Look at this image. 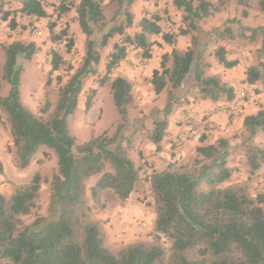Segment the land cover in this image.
Masks as SVG:
<instances>
[{"label": "trees", "instance_id": "1", "mask_svg": "<svg viewBox=\"0 0 264 264\" xmlns=\"http://www.w3.org/2000/svg\"><path fill=\"white\" fill-rule=\"evenodd\" d=\"M134 1L59 0L54 9L56 18L73 10L85 37L84 55L77 67L67 64L72 72L64 82L57 75L56 101L45 119L31 113L20 101L21 61L32 59L36 44L16 39L1 45L4 54L1 78L8 85V93L1 95L0 84V112L5 116L15 149V166L27 167L38 147L45 145L56 153L57 172L50 178L34 172L27 183L14 186L9 195L0 193V261L9 264H264V192L252 195L247 182L229 183L234 171L229 165L231 144L223 136L212 143L201 139L189 162L174 161L149 174L154 212L151 240L127 243L114 253L105 245L104 226L92 216L94 210L104 207L100 197L106 202L112 198L123 201L135 191L139 180V166L129 158L122 134L128 121V106L133 102L132 81L124 75L107 79L121 118L112 135L103 131L77 144L69 132L67 117L78 105L84 80L97 73L101 49L112 37L124 34L132 26ZM226 1L218 0L214 4L208 0H171L180 12L176 32H164L159 15L143 16L136 33L125 35L120 43L112 46L106 75L126 60L127 45L140 50L142 59L151 58L153 47L160 44L154 36L160 35L171 47L170 52L161 55L159 67L148 78L155 95L166 94L162 116L154 121L150 135L156 149L166 135L169 116L188 89H195L194 96L201 100H231L235 95L233 86L218 74L209 73L211 64L206 59L209 41L204 37L211 33L204 32L200 24ZM236 1L241 4L244 0ZM5 4L0 0V20L7 21L10 28L16 27L15 15L20 13L49 18L52 42L61 41L67 35V26L55 32L56 24L50 20L42 0H21L16 10L6 8ZM106 4L117 6L110 19L104 15ZM258 5L264 11V0H259ZM258 31L261 33L258 62L245 70V81L249 84L264 82V25ZM218 32L222 41L234 39L228 27ZM256 32L257 29H251L250 41ZM189 34L190 44L184 49L176 48L178 37ZM73 43L68 39V50ZM213 58L224 68L237 64V60L227 58L222 44L214 48ZM49 62L51 71H58L66 64L55 49L51 50ZM105 78L100 79L99 85L105 83ZM95 93L96 88L90 90L86 110L91 108ZM47 109L48 102L41 111L46 113ZM242 130L246 135L242 140L246 146V163L254 173L264 164V148L251 144L258 132H264V108L259 107L256 113L245 116ZM91 177L95 180L88 186ZM42 182L49 184V200L57 208V216L51 221L37 217L26 224L23 218L38 208Z\"/></svg>", "mask_w": 264, "mask_h": 264}, {"label": "rangeland", "instance_id": "2", "mask_svg": "<svg viewBox=\"0 0 264 264\" xmlns=\"http://www.w3.org/2000/svg\"><path fill=\"white\" fill-rule=\"evenodd\" d=\"M42 1L46 11L50 14V20L56 24L55 32H59L67 26V35L61 41L52 42L48 29L49 18H35L17 13L15 15V28H10L7 21L0 20V84L1 95H7L8 85L1 78L4 63L1 45L8 44L16 39L34 42L37 46V51L32 59L21 61L23 70L20 75L19 85L20 101L31 113L45 119L51 113L56 101V92L59 86L57 75L64 82L72 72L71 69H68L67 64L75 68L81 63L84 55L85 37L80 32V38L71 26L75 18L73 10L67 11L61 17L56 18L54 9L58 5L59 0ZM157 1L153 2L154 7L159 6ZM258 1L244 0L243 3L238 4L236 0H228L223 5H219L217 10H214L211 15L200 22L203 31L211 33L208 37H204V39L209 41L206 48V59L209 62L213 58L214 48L219 44L228 42V40L222 41L218 32L228 27L234 33L233 40H239L240 42L235 48L232 46L228 47L227 54L228 52L229 54H238L236 49H240L239 58L243 61L245 70L250 65L257 64L256 55L261 39V33L258 28L264 25V11L259 8ZM217 2L218 0L214 4H217ZM5 3L6 8L16 10L20 6L21 0H6ZM116 10V5L106 4L104 7L106 19L113 17ZM243 10H248V14L252 15L254 19L252 21L253 28L247 27L246 29L243 26L241 20L244 16L241 13ZM154 14L160 16L159 24L164 32L177 31V27L180 25V12L173 14L167 7L163 8L161 6V8H155L151 12V15ZM138 22H133L132 26L125 29L124 34L115 35L108 41L107 46L101 49V59L97 73L84 80L83 91L79 97L78 105L74 113L67 117L69 132L75 137L77 144L93 139L103 131H106L108 135H112L117 125L121 122L120 114L109 91L107 79L108 77L123 74L122 71L118 70L119 64L113 67L107 76L106 63L113 44L120 43L125 35L132 36L136 33V29L139 28ZM251 29H257L256 37L252 41L248 39ZM159 36H154V39L157 40ZM68 39H72L74 42L70 50L67 49ZM182 39L183 42L181 43L185 45L184 47L190 44V34L184 35ZM156 47V52L158 53L156 60L159 67L160 57L164 53L165 46L159 44ZM52 49H55L66 61V64L58 71H51L49 61ZM126 50L127 57L123 62L126 68L123 71L126 72L127 68L131 70L129 76H131L130 80L133 83V102L128 106V121L122 129V134L123 144L128 147L129 158L139 166L138 185L135 191L123 201L112 198L106 202L101 196L100 203H104V207L97 208L92 213L93 218L102 222L106 232L105 245L113 253L127 243L136 240H151L154 212L149 190V174L153 170L160 171L158 169H164L168 163L174 161L178 163L189 162L193 157L195 146L201 142L199 141L193 147L188 146L184 153H179L176 149L183 146L184 142L190 139L188 135H180L179 133L172 139L164 136L157 149L151 148V146L148 148V145L153 144L150 141V135L154 127L153 123L162 116L161 110L165 104L166 94L155 95L148 78L142 79V76L148 73V69L146 68L147 59L140 57V50L134 49L131 45H127ZM157 61H153V65ZM105 76V83L99 85L100 79ZM93 88H96V93L92 100L91 108L86 110L85 101ZM194 93L195 89H188L186 96L176 103L174 112L178 110L177 123L179 126L185 123L186 126H189V132L197 131L198 135H200L204 127L198 120L195 121L192 117L185 120L180 117L182 112L186 111L183 106L189 105L197 99ZM46 102H48V109L46 113H43L41 107ZM225 137L229 139L231 144L229 165L234 170L232 180L229 183L247 182L252 195L264 192V164L256 172H250L246 163V146L242 142L246 135L242 128ZM251 144L264 148V132H258L251 139ZM73 152L76 154L75 149ZM14 155L15 149L9 134L8 124L5 116L0 112V161L3 165V174L0 175V193L9 195L14 186L27 183L34 172H39L46 178H50L52 174L57 172L56 153L52 148L45 145L38 147L33 160L25 168H17L15 166ZM153 166L157 168L151 170ZM94 180L95 177H91L87 185H91ZM56 216L57 208L52 206L49 200V184L48 182H42L38 208L31 215L25 216L23 218L24 222L26 224L31 223L37 217H43L45 221H51ZM0 264L9 263L0 261Z\"/></svg>", "mask_w": 264, "mask_h": 264}, {"label": "crops", "instance_id": "3", "mask_svg": "<svg viewBox=\"0 0 264 264\" xmlns=\"http://www.w3.org/2000/svg\"><path fill=\"white\" fill-rule=\"evenodd\" d=\"M6 2V0H3ZM157 0H135L132 11L134 15L133 22L139 21L143 16L149 17L151 16V12L155 10V8H158L161 6L163 8L167 7L173 14L179 13L171 3V0H160L159 6L154 7L153 2ZM164 1V2H163ZM212 3H216L217 0H208ZM166 2V4H165ZM162 4V5H161ZM243 11H241L242 13ZM243 15V14H242ZM242 24L247 27L253 28L252 21L254 20L252 18V15L248 14V10L245 11L244 16L242 17ZM74 22L71 23L72 28L76 31L77 35L81 38V33L78 29L77 22L75 18L73 19ZM139 27V26H138ZM139 30V28L136 29V32ZM183 36H179L176 48L178 49H184L185 45L181 42H183ZM157 41L165 46L164 52H170L171 47L169 49V46H167L159 36ZM232 44L230 45V43ZM239 40H231L225 43H222V45L225 46V49L228 51V47L232 46L235 48L239 44ZM157 47L154 46L152 49V57L147 59L146 68L148 69V73L146 75L142 76V79L149 78L151 75V72L153 69L158 68V61L157 59ZM238 54H227L228 59H234L237 60V64L233 66L232 68H224L221 64L216 62L213 58L210 60V74H218L221 76L222 80L228 83L229 85L233 86L235 95L233 99L231 100H224L223 98L218 101H212V100H201L196 99L193 101V103L189 105L183 106V108H186V111L182 112V115L180 116L182 119L185 120L189 117H192L195 121L198 120L200 124L203 125V131L200 135H198L197 131H188L189 126H186V124L178 125L177 118L179 117L178 110H176L173 114H171L168 118V126L166 129V135L165 138H174L176 134L180 135H188L190 137L189 140L185 141L183 146L178 147L176 150L179 153H184L185 149L188 146H195L199 143L201 139L205 143H212L218 136H227L231 134L232 132H235L236 130L242 128V122L245 116L254 114L259 109V107L264 108V82H256L253 84H249L245 81L246 75H245V69L244 64L241 58H239V51L240 49H236ZM251 60V59H250ZM153 61H157L153 65ZM152 65V66H151ZM126 68L125 64L122 63L118 70L122 71V74L126 76L128 79L131 78L129 76L130 71L128 68L126 69V72L123 71V69ZM146 69V71H147ZM137 70V69H136ZM141 78V77H140ZM245 91L246 96L240 100V105L238 108V112L236 115L230 114V111L232 108L235 107V102L239 98L240 92ZM187 122V121H186ZM192 127V126H191ZM156 148L155 145H148V148ZM173 156V154H172ZM156 166H153L152 169H156ZM161 170V169H158Z\"/></svg>", "mask_w": 264, "mask_h": 264}, {"label": "built area", "instance_id": "4", "mask_svg": "<svg viewBox=\"0 0 264 264\" xmlns=\"http://www.w3.org/2000/svg\"><path fill=\"white\" fill-rule=\"evenodd\" d=\"M245 96H246V92H245V91L240 92V94H239V98H238V100L235 102V103H236V104H235V107L231 109L230 114H232V115H236V114H237V112H238V111H237V110H238L237 107H239V105H240V100H242Z\"/></svg>", "mask_w": 264, "mask_h": 264}]
</instances>
